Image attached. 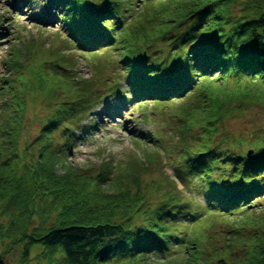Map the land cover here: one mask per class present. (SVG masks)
I'll list each match as a JSON object with an SVG mask.
<instances>
[{
	"label": "trees",
	"instance_id": "1",
	"mask_svg": "<svg viewBox=\"0 0 264 264\" xmlns=\"http://www.w3.org/2000/svg\"><path fill=\"white\" fill-rule=\"evenodd\" d=\"M56 1L93 74L75 70L65 42L7 51L0 264L18 246L16 264H32L35 246L38 264H264V217L252 218L264 207V123L227 125L264 111V0ZM129 95L153 123L133 129L141 154L75 165L91 110ZM164 147L186 191L145 178Z\"/></svg>",
	"mask_w": 264,
	"mask_h": 264
},
{
	"label": "rangeland",
	"instance_id": "2",
	"mask_svg": "<svg viewBox=\"0 0 264 264\" xmlns=\"http://www.w3.org/2000/svg\"><path fill=\"white\" fill-rule=\"evenodd\" d=\"M48 14V17L45 15ZM60 11L56 0H0V70H3L2 60L5 58L9 47L12 44L22 45L23 42L34 38L41 42L42 46L50 44L63 45V39L68 38V32L62 29L60 22ZM58 33V34H57ZM74 43H68L71 50L67 52L80 53V44L76 39ZM76 43H78L76 45ZM79 45V46H78ZM67 49V47H65ZM89 54L86 58L79 56L78 68L83 76H90L92 69L88 64ZM125 81V80H124ZM127 84L124 82L123 87ZM135 103V101L133 102ZM150 108V107H149ZM149 108L147 111L149 112ZM92 130L82 133L79 140L70 152V160L77 166L92 164L109 157L116 161L125 158L131 150L135 149L131 140V128L137 126L139 109L128 100L115 97L110 98L95 110ZM264 123V111L253 110L245 119L232 120L228 127L232 129H250L261 126ZM145 129L150 124L142 125ZM134 144V143H133ZM164 172L172 178H177L176 169L168 164ZM160 170H154L149 176L156 177ZM182 187V184L179 182ZM257 210L252 218L264 217V207ZM264 221V220H263ZM9 238L0 240V247L5 249ZM22 246L13 247L11 252L6 254L7 264H16L19 260ZM43 251L42 246H35L32 250V264H38V254ZM43 264H46L44 261Z\"/></svg>",
	"mask_w": 264,
	"mask_h": 264
},
{
	"label": "water",
	"instance_id": "3",
	"mask_svg": "<svg viewBox=\"0 0 264 264\" xmlns=\"http://www.w3.org/2000/svg\"><path fill=\"white\" fill-rule=\"evenodd\" d=\"M251 151H249V153H250Z\"/></svg>",
	"mask_w": 264,
	"mask_h": 264
}]
</instances>
